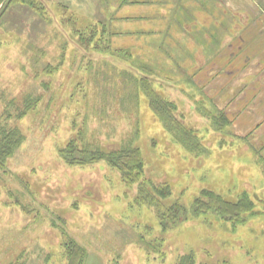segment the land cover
Instances as JSON below:
<instances>
[{"label": "rangeland", "instance_id": "rangeland-1", "mask_svg": "<svg viewBox=\"0 0 264 264\" xmlns=\"http://www.w3.org/2000/svg\"><path fill=\"white\" fill-rule=\"evenodd\" d=\"M34 1L0 4V133L22 135L0 167V264H66L68 240L85 250L79 264H264V0H169L161 11V0ZM145 76L200 151L165 128ZM80 130L87 151L139 148L142 194L105 160L63 151ZM203 188L246 191L255 213L235 226L194 214ZM148 193L183 213L162 222Z\"/></svg>", "mask_w": 264, "mask_h": 264}, {"label": "trees", "instance_id": "trees-1", "mask_svg": "<svg viewBox=\"0 0 264 264\" xmlns=\"http://www.w3.org/2000/svg\"><path fill=\"white\" fill-rule=\"evenodd\" d=\"M18 1H26L31 6H36L34 0ZM2 2L3 0H0V4ZM36 10H38L37 7ZM139 83L140 88L148 99L149 105L153 108L165 128L172 132L175 139L189 151H200L201 146L196 137L195 129L188 126L182 119L176 116V103L174 101L170 102L160 95L146 76L141 77ZM213 121L215 122L214 124L219 123L218 125L221 126L224 124L225 117H213ZM21 141L22 135L17 129H10L9 131L0 133V167L4 165L6 159L13 153L14 148ZM82 141H84V133L80 130L76 138L71 139L63 151L68 155L74 154L78 150L83 152L82 155L85 153L86 155L88 154V158L85 160L83 158L77 159L80 163H92L102 159L105 160L111 167L116 168L121 173L122 180L126 184L137 183L139 185L138 191L142 194L146 189V185H144L145 179L143 178L144 160L138 147H120L110 151H87L86 143ZM155 194L162 197L167 196L169 194V186L166 183L160 185V187L157 186ZM155 194L148 193L155 200V209L162 222L165 218L175 220L179 213H183V204L175 202L169 207H165ZM254 206V201L246 191H243L236 200H231L223 197L219 192L209 188H203L200 194L192 200L190 210L194 214L214 211L222 219L229 221L235 226L245 223L247 217L255 213ZM64 245L67 256L66 264H79L86 255L83 247L73 240H68Z\"/></svg>", "mask_w": 264, "mask_h": 264}, {"label": "crops", "instance_id": "crops-1", "mask_svg": "<svg viewBox=\"0 0 264 264\" xmlns=\"http://www.w3.org/2000/svg\"><path fill=\"white\" fill-rule=\"evenodd\" d=\"M151 1L152 0H126V3L124 2V4H123V8L124 7H126V8H130V7H132V6H138L139 4H152L151 3ZM169 0H161V1H158L157 3H154L156 6L155 7H160L159 9H158V11H161V10H164L165 9V6H166V3L168 2ZM175 1V0H174ZM177 1V0H176ZM175 1V2H176ZM177 3V2H176ZM167 5H168V3H167ZM168 14V17L172 14V13H167ZM160 16V18L161 19H159V18H157V17H154L152 20L153 21H155V20H162V21H165V19L166 18H168V17H165L166 16V14L164 15V14H159ZM135 17H137L136 15H134V14H132V18L131 19H137V20H141L143 17L142 16H140V17H137V18H135ZM150 18H152V17H150ZM143 19H149V18H143ZM142 19V20H143ZM158 31V30H157ZM262 101V100H261ZM259 111H261V112H263L264 113V108L263 107H260V109H259ZM256 118H259V120H260V125L262 124V123H264V114H261V115H259L258 117H256ZM263 121V122H262ZM262 122V123H261ZM260 125H259V127H260ZM259 127L257 128V132H259L260 134H262V133H264V126H262V127H260V129H259Z\"/></svg>", "mask_w": 264, "mask_h": 264}]
</instances>
